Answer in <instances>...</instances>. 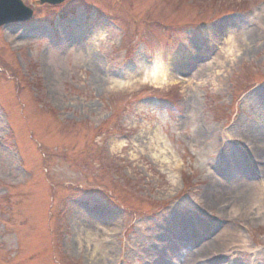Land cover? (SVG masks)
Returning a JSON list of instances; mask_svg holds the SVG:
<instances>
[{
  "label": "rangeland",
  "instance_id": "1",
  "mask_svg": "<svg viewBox=\"0 0 264 264\" xmlns=\"http://www.w3.org/2000/svg\"><path fill=\"white\" fill-rule=\"evenodd\" d=\"M38 1L0 28V264H170L172 238L264 264V198L226 190L262 165L264 0ZM144 58L179 82L124 85ZM227 145L246 161L224 177Z\"/></svg>",
  "mask_w": 264,
  "mask_h": 264
},
{
  "label": "bare ground",
  "instance_id": "2",
  "mask_svg": "<svg viewBox=\"0 0 264 264\" xmlns=\"http://www.w3.org/2000/svg\"><path fill=\"white\" fill-rule=\"evenodd\" d=\"M177 59V58H176ZM219 62H222V60L220 58H218ZM196 61V60H195ZM173 62V59H170L168 64H160L159 61H156L155 63H153V65L147 64L146 61L144 59H140L138 61V69L135 70L134 72L132 71V69H130V71L127 73L128 77H126V80L123 82L124 85L126 86H132L133 83H131V81H128V78H131L136 76V81L137 83H154V82H159L165 84L168 82L171 83H177L178 81V77L172 79V77H169L171 71H170V64ZM211 63V62H210ZM95 75L98 78L99 81H104V80H112L114 82H117L116 80H114L113 78H107L105 72L98 68L96 66L95 69ZM198 76V75H197ZM170 80V81H169ZM260 114L262 115V120H264V106L261 105L260 106ZM257 123L252 122V123H246V129L250 130V131H254L255 133H257L260 138L255 139L257 144L261 146V148H254L252 149L253 152V156H255V153L258 155L256 157H260L261 159V163L262 165H259V162H257V158H253L250 160V164L249 167L251 166L252 169L254 170L257 167H260V171L258 173L262 174L264 177V157L262 158L261 156H264V128L260 127L259 125H255ZM262 125V124H260ZM158 139L161 140L160 137H158ZM162 142V141H160ZM227 145L225 148V156H226V163L228 165V170L226 171V173L224 174L225 176H229V175H234L238 174V170L236 168V164L237 161L241 160L242 157L240 155H238L236 149L232 146ZM253 148V147H252ZM234 157V158H233ZM241 158V159H240ZM239 159V160H237ZM262 184H264V180H258L256 179L253 184H250L246 181H241V178H236V180H229L228 182V188L226 187V190L229 191V189H232V193L234 194V197H239L242 195L241 200L244 202V204L246 205V212H249V209H255L257 208V210L255 211L256 213H260L263 210V203H262V198H264V188L262 187ZM261 189V190H260ZM226 195V194H225ZM255 196L253 201L251 204L245 203V200H243L244 198L248 197V196ZM245 196V197H244ZM212 198V196L210 197ZM247 199V198H246ZM213 200L215 202H218V200L216 201V198L214 197ZM225 201L223 198H220V202ZM237 209V210H236ZM240 209V207L235 208L233 211L234 213H237L238 210ZM242 209V208H241ZM191 228L193 226V223H191ZM179 225L181 226V228L183 230H181L182 234H186V236H188L190 234V230H189V221H187V219H181ZM193 231V228L191 229V232ZM237 233L236 231L233 232ZM161 236V235H160ZM235 236H237V239H239L240 242H246V237H244L242 234L237 233L236 235L230 236L232 238V243L230 244V246L233 248L235 247V242L233 239ZM191 238V242H193L192 237ZM161 239L163 240V238L161 237ZM169 240V239H168ZM173 241V238H172ZM170 241L172 244H167L166 246H168L169 248H174V251L177 253L176 257H174L175 259V263L174 264H191L195 257L198 258L197 260L199 261V258L202 257L201 253L203 252L202 248H206V245H201L195 254L193 252H190L189 248V244H186L184 246L180 245V241L179 240H175V242ZM238 242V241H237ZM155 245H151L148 248H152ZM158 248V247H157ZM161 248H163L161 246ZM202 250V251H201ZM155 253V251H154ZM148 254L150 256H153V252L151 251V249L148 250ZM201 255V256H200ZM147 256V255H146ZM178 256V257H177ZM148 258H151L149 256H147ZM107 259V257L105 258V255L102 254V259L104 260ZM160 264H165L162 261V258L159 259ZM106 261V260H105ZM109 264V263H108ZM209 264H213V263H209Z\"/></svg>",
  "mask_w": 264,
  "mask_h": 264
},
{
  "label": "water",
  "instance_id": "3",
  "mask_svg": "<svg viewBox=\"0 0 264 264\" xmlns=\"http://www.w3.org/2000/svg\"><path fill=\"white\" fill-rule=\"evenodd\" d=\"M44 1H49V2H52V3H59L63 0H42V2ZM18 15L16 14V12H13V13H10V14H7V13H1L0 14V21L2 22H7L11 19H15V17H17Z\"/></svg>",
  "mask_w": 264,
  "mask_h": 264
}]
</instances>
